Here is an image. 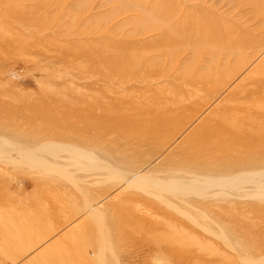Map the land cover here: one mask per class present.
<instances>
[{"label": "rangeland", "instance_id": "1", "mask_svg": "<svg viewBox=\"0 0 264 264\" xmlns=\"http://www.w3.org/2000/svg\"><path fill=\"white\" fill-rule=\"evenodd\" d=\"M101 1L106 4L98 7ZM126 1L141 10L131 11L129 5L130 14H125V19L121 13L124 9L113 7ZM248 1L0 0L1 135L18 143L55 138L57 143L74 145V141L100 134L101 138L88 147L100 149L99 155L107 150L101 155L105 159L113 151V160L117 152H133L132 142L142 135L143 126L132 125L133 131L119 135L116 131L108 134L107 124L90 131L91 127L81 123L79 130L74 127L70 131L67 124L76 122L70 107H115L122 112L133 105L160 107L161 98L170 108H177L183 101L188 108L172 124L185 127L184 134L196 141L199 135L188 131L219 121L218 111L238 106L244 112L226 120V127L232 130L240 126V132H251L252 137L236 139L235 143L226 134L208 138L210 143H227L209 162L224 160L232 164L230 159H242L247 161L245 167L248 165L244 171L257 173L246 177L241 189L222 191V196L217 189L213 194L218 195L209 193L211 198L208 193L205 197L193 193L179 197L147 185L155 173L141 180L144 187L137 182L122 187L108 169L97 167L89 159L75 163L73 156L62 152L61 158H48L52 165L46 167L31 156L19 159L15 150L8 155L0 144V264H264V197L257 194L264 191V181H259L264 171V61L260 55L251 57L264 38L252 35V43L247 39L244 43L228 42L225 37L214 42L209 39L216 29L228 24L232 33L238 31L235 36L245 30L241 27L246 32L257 26L264 14V0H251L252 5ZM258 4L259 11L255 8ZM134 17L144 20L135 21ZM146 30L184 34L182 43L164 40L144 53L165 54L162 62L167 68L178 60H187L181 63L185 70L180 71L191 69L192 73L196 69L199 73L195 74L209 82L174 78L155 81L152 77L141 81L132 76H112L114 79L108 80L106 76L118 67L112 57L123 53L119 46L144 37L140 33ZM232 46L233 51L238 49V55L232 53L226 59L225 51ZM210 51L213 55L209 57ZM212 57L215 60H210ZM160 81L172 85L167 84L158 96L153 87ZM247 102L248 107H240ZM158 141L155 146L161 144ZM113 145L118 147L116 151ZM130 157L132 161L134 156ZM114 160L119 166L124 159L117 160L119 164ZM92 204L100 206L99 210L86 217L83 211Z\"/></svg>", "mask_w": 264, "mask_h": 264}, {"label": "bare ground", "instance_id": "2", "mask_svg": "<svg viewBox=\"0 0 264 264\" xmlns=\"http://www.w3.org/2000/svg\"><path fill=\"white\" fill-rule=\"evenodd\" d=\"M134 1H136V0H134ZM252 1H254V0H252ZM255 1L258 2V0H255ZM169 3H170V6L173 4L172 1L169 2ZM207 3H209V2H207ZM252 3L253 2H251V0L248 1V4L252 5ZM262 3H263V10L262 11H264V1H262ZM102 4H106V3H104V1H103L101 4L98 5V7H100V6L102 7L103 6ZM122 4L123 5H121V4L116 5L115 4V6L113 7V10L120 9V8L122 10L124 9L121 12L122 14H124V18H125V14L130 12V10L127 9L129 7V5H130V9H132L131 11H133L134 9L135 10H139V9L141 10V8H139V5H135V4L133 5L131 2L122 3ZM258 6H259V4H258ZM260 7L261 6H259V8L258 7H255V8L257 10L258 9L261 10ZM172 9H173V7H172ZM177 9H176V12H177ZM205 9H206V7H205ZM209 10H210V8L208 9V11ZM241 10H242V8L240 9V11ZM193 11L194 10L192 9V13H193ZM203 11L205 12V10H203ZM253 11L256 13L255 10H253ZM209 12H213V11H209ZM214 12H215V10H214ZM205 13H207V12H205ZM241 13L243 15V12H241ZM262 13H264V12H262ZM211 14H210V16H211ZM217 14L219 15V13H217ZM217 14L214 13V15H216V17L218 16ZM254 14H252V15H254ZM169 15H171V14H169ZM172 15L176 16L175 13L172 14ZM197 15H199V14H197ZM233 15H232V18H233ZM93 16H95V15H93ZM142 16H145V15L142 14ZM165 16H166V14H165ZM212 16H213V14H212ZM219 16H221V15H219ZM256 16H257V13H256ZM260 16H263L262 17V21L258 22L257 26H255L253 24L254 27L252 26V28L249 31L245 32L246 28H242L241 27L240 28L241 30L242 29H245V30L244 31L242 30V33L240 32L239 35L235 36V34H238V31L236 33L234 32L235 34L232 33V31L229 28V26H231V25L228 24V25L223 26V29H221L222 27L220 26L221 28L220 29H216L217 31L216 32L214 31L215 33L212 30L211 31L209 30L210 32L214 33L213 36L210 37L209 39L212 40L211 42H214L215 40H219V39L225 37V38H228V40H229L228 42L232 41V42H239V43L240 42L244 43V41L247 39L249 41V43L250 42L252 43L253 41H251L249 39V37H251L252 35L254 37L261 35V37L264 38V26H261L262 24L264 25V14L260 15ZM206 17H208L207 14H206ZM134 18L135 19H133V20H135V21L144 20V19H140L139 20L137 17H134ZM136 18H137V20H136ZM145 18H146V20H149L146 16H145ZM155 19L156 18H154V20ZM236 19L237 18H235V20ZM127 20H129V19H127ZM200 20H202V19H200ZM206 20H207V18H206ZM217 20H216V23L218 22ZM221 21H222V18H221ZM257 21L258 20H256V22ZM122 22H124L123 19H122ZM155 22H156V20H155ZM166 22H168V21H166ZM183 23H182V25H183ZM189 23H191V22L189 21ZM205 23H206V21H205ZM177 24H179V22ZM214 24H213V26H214ZM218 24H221V23H218ZM117 25L119 26V24H117ZM44 26L45 25L43 24L42 28ZM56 26H57V24H56ZM213 26H212V28H213ZM215 26H216V24H215ZM192 27H194V26H192ZM170 29H171V26H170ZM154 30H152V31H149V30L143 31L140 34H142V36H144V37L138 36V37H140L139 39L137 37H135V39L137 38L135 41H133L131 43L123 44V46H119V50L123 51V53L119 54V55H117L115 57H112L114 59V60L113 59L112 60L114 62H116L118 67H117V70H115V71L113 70L112 71L113 73H111L110 75L106 76V78L108 80L112 81L114 79V78L113 79L111 78L112 76H118V77H120V76H132L133 78L134 77H139V79H141V81L143 79H146V78L149 79V78L152 77L151 79H154L155 81L160 79V78H162V79H164V78H174V79H186V81L188 79L191 82L198 83V84H200V83L203 84L205 82H209V81H207V79H202V77H200L197 74H195L197 72L196 69H194L192 71V73L189 72V70H191V69H189L187 71L188 73L186 71H183V72H182V70L180 71V69L185 68V67H183L184 65L181 64V63H184L185 60H181L180 59L181 61L178 60L175 65H172V68L171 67L167 68L166 64L164 62H162L163 59H165V56H164L165 54L147 55L146 53H144V51L146 49L152 48L155 45H157L156 47H159V45L161 44L160 42L161 41L163 42L164 40H166V41L168 40V41H171V42H173V41L181 42V41L186 40L184 34L175 33L173 31H168L167 33L166 32H163V33L157 32L156 34H154V33H152ZM104 34H106L105 31H104L103 35ZM193 37H194V35H193ZM235 37L237 38V41H236ZM109 39H112V38H109ZM188 39L190 40V37H188ZM199 39H200V37H199ZM201 39H203V37H201ZM101 40H103V42H104V39L101 38ZM234 44L235 43H233L232 45H234ZM246 44H248V43H246ZM216 45H218L217 42H216ZM229 45H230V43H229ZM255 45H257V44H255ZM233 48H234V46L230 47V49L225 51V57H228V55H231L232 53H234L233 55H235V56L238 55V49L233 51ZM252 51H253L252 55H251L252 58L255 57V56L258 57V55H260L261 56V60L264 61V43L258 45V47L255 50H252ZM210 53H211V51H210ZM166 55H168V54H166ZM212 55L213 54L211 53V55L209 54L208 56L210 57ZM221 55H220V57H221ZM213 57L210 58V60L211 59L215 60V58L213 59ZM226 59H229V57L226 58ZM219 61L217 63H219ZM160 62H162L161 65H159ZM209 62L211 63V61H209ZM226 62H228V60H226ZM151 63H153V64L151 65ZM202 63H205V62H202ZM46 64H48V63H46ZM183 70H185V69H183ZM226 71H227V69H226ZM109 72H110V70H109ZM197 73H199V72H197ZM200 73H202V72L200 71ZM220 73L221 72H219V74ZM225 73L226 72H224V74ZM190 74H193V75H190ZM206 74H208V73H206ZM209 74H213V73L209 72ZM214 74H216V73H214ZM153 77H155V78H153ZM205 78H206V75H205ZM221 79H222V77H221ZM210 80H212V79H210ZM162 81L156 82V84L153 87V89L156 90L159 93L158 96H160V94H162V90H164L168 85H172V84H168V83H161ZM263 81H264V79H263ZM191 82H189V83H191ZM159 83H161V84H159ZM183 87H184V85H183ZM171 88H173V87H171ZM182 93H184V92H182ZM182 96H183V94H182ZM160 102H163L162 105L160 107H156V108L155 107H136V106L133 107L134 105L132 107H126L127 110L129 109V111H131V112L126 111V110H121L122 112H120L115 107H70L69 108L70 114L72 116H74V119L76 121L75 123H68L67 124L66 127L68 128V130L71 129L70 131H72V128L78 127L79 124H81V123H83L84 126H89V128L91 127L92 128L91 130L88 129L87 127H85L88 130H90V131H92L93 128H95V127H97L99 125L105 127L106 124H107V126H108L107 127L108 128V132L107 133L108 134L109 133H115V131L117 133L118 132H122V131H133L132 125L143 126L142 129L140 130V132L143 131L144 133L142 132V135H140V137H137L138 139L134 140L132 142L131 146L133 147L132 148L133 152L129 153V154L125 153V155H122V153H121V155H118L117 154L118 152H117L116 156L113 158V160L111 158L113 151L110 152L111 154L107 153V155H108L107 157L108 158L105 159L106 157H104V156L101 157V155H103V153L105 151H107V150H105L101 155H99L100 154L99 153L100 149L96 150L97 148H95V146H94V148H92V149L90 148L89 149L88 145H91L89 143L91 142V143L94 144V142L96 141L97 137H100V134L97 135L95 132H94V134H96V135H95V137H91L92 139L91 138L90 139L86 138V139H83V140H79V142L74 141V143H75L74 145L73 144L70 145V144H67V143L66 144L65 143H60V142L57 143V140L53 141L55 138L52 139V141H49V142L48 141H43L42 142L43 139H32V140L29 139V140H22L21 142L18 143V142H14V140H12L11 138L8 139V137L3 136L1 134H0V144L5 146V151H6L7 154L11 150H15L17 152V154H18L19 159L20 158L28 159L26 156H29V157L31 156V157H34L35 159H39V161L35 160L37 164H39L40 160H41L42 163L44 162L43 166H46L48 163L50 164L52 162V159L50 160L51 161L50 162L48 160V158L60 157L59 155L62 152H64V153L66 152V153H68V155L73 156L72 159L74 160L75 163H79V162H82L84 160L89 159L94 164H98L97 167H102L105 170L108 169V171H110L112 173V178L115 176L114 178L118 179L117 181L122 182L121 183L122 187H124L123 186L124 184H127L128 186H130V185L132 186V183L136 184V182L138 183L137 185H140V183L142 182L141 181L142 179L144 180L146 176L148 177V175H150L152 173H155L157 175H154L153 177L151 176V180H149L150 178L148 177L149 178L148 182H150V183H148L147 185L152 186L156 190H160V189L161 190H167V191H169L170 194L172 193V195H175V196L181 195L183 197H184L183 194H187V193H189V194L193 193V194H195L197 196L205 197V195L207 193H208L207 195H209V193L213 194V192L215 190H217V189H218L219 192L221 191L222 194L220 193L221 194L220 196H222L223 195L222 191H224V193H225L226 190L227 191L230 190V192H232L231 191L232 189H234V191H235L236 188H240L241 189L243 187L242 184H243V182H244L246 177H248L249 175H252V174H257L255 172H251L252 169H250V171H246V170L244 171V169L247 168L248 165L245 167L247 161H245V160L243 161L242 159H236V158L235 159H230V160L228 159L229 162L230 161L234 162L232 164H229V163L225 164L224 160H223V162H220V160H219V162L217 161V162H214V163L209 162L210 158L215 157L214 155L217 154L218 150L221 151L223 149V146L224 145L226 146L227 143L226 144L222 143V144H224L223 146L220 143H215V142L210 143L211 141L209 142L207 140L208 138H211V137L213 138V136L226 134L227 135L226 137H230V135H231V137H230L231 139L230 140H233L234 143H235V142H237L236 139L249 138L250 136L252 137L251 132H249V133H246V131L240 132L241 131V127L240 126H235L237 128H232V130L228 129L227 128L228 126L226 127V125H227L225 123L226 120H232V119L236 118V116L240 112H242V111L244 112L245 109H243V110L239 109L238 106L234 107V108H231V109H224V110L221 109L222 111H218L217 112V114L219 116V121H215V122H212V123L207 124V125H202V126H197V127L195 126L190 131H188V133H190V132L193 133L194 132V133H197L199 135V139L198 140L195 139L196 141H194V140L192 141L191 139H189L187 137V135L184 134V133H187V132H184L185 131L184 130L185 127H176L174 124H172L175 121V119L178 117V114H180L181 112L185 113V110L188 107H186V105L183 103V101H180V103L177 105V108L176 107L170 108L171 106L165 104V99H163V98H161ZM247 105H248V102L246 103V105L240 106V107H248ZM162 107H168V108H162ZM133 108L136 111L132 110ZM68 122H70V119H69ZM14 123H16V122H14ZM63 124H64V122H63ZM80 126H82V125H80ZM62 127H64V126H62ZM0 129H2V128H0ZM78 130H79V127H78ZM83 130H85V129H83ZM88 130H87V132L82 131V132H79V133L85 132V134L87 133L86 136L89 138L90 135L88 136ZM136 132L138 133L139 131L136 130ZM2 134H3V132H2ZM118 135H119V133H118ZM82 136H83V134H82ZM126 136H128V133H127ZM133 136H134V134H133ZM189 136H190V134H189ZM49 139H50V137H48V140ZM129 139L130 138H128V140ZM192 139H194V138H192ZM109 140L113 142V140H111V139H109ZM157 140H159L158 142L161 141V144L159 146H155L154 145V142L157 141ZM215 140H217V139H215ZM26 141H29V142H26ZM99 141H101V140H99ZM110 141H108V142H110ZM97 142H98V140H97ZM121 142L123 144V141L120 140V143ZM128 142H130V141H128ZM231 142H229V143H231ZM81 143L87 144V146L83 145ZM107 144H109V143H107ZM81 145H83L84 147L81 146ZM124 145L126 146V144H124ZM129 145H127V146H129ZM100 147H101V145H100ZM113 147H114V145H113ZM116 147H114L115 151H116ZM121 147H123V146H121ZM111 149H113V148L111 147ZM225 149H227V148H225ZM122 152H123V150H122ZM221 152H223V151H221ZM129 156H132V157L134 156V159L132 161L129 160ZM132 157H130V158H132ZM240 158H242V157H240ZM114 159H116V163H118V164H119V162H117V160H120V161L123 160V159L124 160L121 161L120 165L118 166V165L114 164L115 163ZM216 159H217V157H216ZM16 160H18V159H16ZM50 165H52V163ZM124 166H126V167L124 168ZM237 170H240V171H237ZM235 171H236V173H234ZM261 176H262V178L264 177V171L261 173ZM262 178L259 179V181H261V180L264 181V179H262ZM145 180H147V178ZM141 184H143V183H141ZM147 185H146V187H147ZM141 186H143V185H140V187ZM149 186H148V188H149ZM217 193L218 192H215V194H213V195H216ZM233 193H235V192H233ZM257 194H259L258 197L261 198V199L264 197L263 196L264 195V191H262L260 193H257ZM226 195H225V197H226ZM209 196L211 198V195H209ZM206 198H207V196H206ZM99 207L100 206H97V204L89 205L87 207V210L85 209L84 210L85 212L83 211V213L86 214V217L87 216H92L95 211L99 210Z\"/></svg>", "mask_w": 264, "mask_h": 264}]
</instances>
